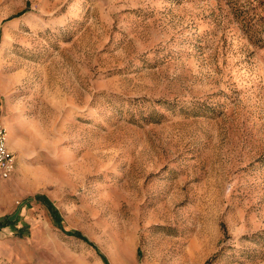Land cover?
Here are the masks:
<instances>
[{"label": "rangeland", "instance_id": "obj_1", "mask_svg": "<svg viewBox=\"0 0 264 264\" xmlns=\"http://www.w3.org/2000/svg\"><path fill=\"white\" fill-rule=\"evenodd\" d=\"M0 119V264H264V0H0Z\"/></svg>", "mask_w": 264, "mask_h": 264}, {"label": "built area", "instance_id": "obj_2", "mask_svg": "<svg viewBox=\"0 0 264 264\" xmlns=\"http://www.w3.org/2000/svg\"><path fill=\"white\" fill-rule=\"evenodd\" d=\"M7 130L0 119V184L7 182L16 166V158L8 148Z\"/></svg>", "mask_w": 264, "mask_h": 264}, {"label": "trees", "instance_id": "obj_3", "mask_svg": "<svg viewBox=\"0 0 264 264\" xmlns=\"http://www.w3.org/2000/svg\"><path fill=\"white\" fill-rule=\"evenodd\" d=\"M35 199L44 204L51 214V216L58 222L60 221V217L58 212L55 210V208L52 206V204L43 196H36ZM58 224V223H57ZM16 221H9L8 219H0V231L6 227H11L13 230H15ZM67 235L75 236L81 240L86 241L79 233L77 232H68Z\"/></svg>", "mask_w": 264, "mask_h": 264}, {"label": "crops", "instance_id": "obj_4", "mask_svg": "<svg viewBox=\"0 0 264 264\" xmlns=\"http://www.w3.org/2000/svg\"><path fill=\"white\" fill-rule=\"evenodd\" d=\"M8 148H9V145H8ZM15 169H16V166H15ZM14 172H15V170H14ZM14 172H13V174H14ZM13 174H12V175H13ZM11 177H12V176H11Z\"/></svg>", "mask_w": 264, "mask_h": 264}]
</instances>
